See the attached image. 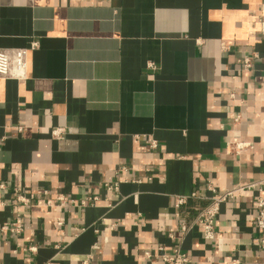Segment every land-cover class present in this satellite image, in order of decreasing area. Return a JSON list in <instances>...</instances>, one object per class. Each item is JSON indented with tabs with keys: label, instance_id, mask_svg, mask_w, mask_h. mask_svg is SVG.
<instances>
[{
	"label": "crops",
	"instance_id": "0c3cea01",
	"mask_svg": "<svg viewBox=\"0 0 264 264\" xmlns=\"http://www.w3.org/2000/svg\"><path fill=\"white\" fill-rule=\"evenodd\" d=\"M261 19L264 0H0V49H28L0 78V264H264L255 191L214 239L181 232L210 183L264 179Z\"/></svg>",
	"mask_w": 264,
	"mask_h": 264
},
{
	"label": "built area",
	"instance_id": "2783aa9c",
	"mask_svg": "<svg viewBox=\"0 0 264 264\" xmlns=\"http://www.w3.org/2000/svg\"><path fill=\"white\" fill-rule=\"evenodd\" d=\"M260 34L264 40V19L260 20ZM36 43H32L31 47L35 48ZM225 48V45H224ZM259 58V54L256 51H250L245 54L242 58L243 68L245 70L252 69L254 63ZM149 66H152L150 63ZM28 67V49L27 48H15L12 50L0 49V78H13L22 80L27 76ZM238 120V118H236ZM62 132L61 129H53L51 134L53 137H58ZM155 146V143H152ZM252 148V143L249 141L242 140H229L227 142V149L229 152L239 154L242 151ZM264 183V179L259 181H253L249 183H243L236 185L235 187L226 188L220 190L215 187L212 183L208 185V190L211 195L208 197V204L200 209L199 213L193 219L191 223H185L181 226V232L187 233L192 229L193 226H199L202 229L203 236L206 240H212L215 238V225L217 217L220 213L221 204L237 197L246 191H255L257 195L254 199L256 208L255 223L256 227L264 233V195L261 194V185ZM6 183L0 182V191L6 188ZM46 193V191H45ZM191 197L201 198L203 197L198 191L191 194ZM34 198L33 194L25 195L17 192L16 200L18 203L27 205L30 200ZM61 202L66 201V198L59 197ZM177 207L187 203L185 197H179L177 199ZM61 221H58L60 224ZM19 226L15 224L14 229L19 231ZM260 248L264 250V235L261 237L259 242ZM162 248V247H161ZM162 250V249H160ZM162 258L166 264H197L189 255L182 252L180 249H175L173 253H161Z\"/></svg>",
	"mask_w": 264,
	"mask_h": 264
}]
</instances>
